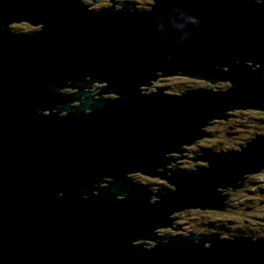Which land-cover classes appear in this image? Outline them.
<instances>
[{
    "label": "water",
    "instance_id": "obj_1",
    "mask_svg": "<svg viewBox=\"0 0 264 264\" xmlns=\"http://www.w3.org/2000/svg\"><path fill=\"white\" fill-rule=\"evenodd\" d=\"M80 1L0 0V264H264V236L153 232L182 208L224 209L221 193L264 167V135L241 151L179 150L226 111H264V0H110L98 12ZM13 21L42 29L13 34ZM204 79L230 88L141 93ZM66 84L76 96L57 93ZM181 158L209 166L165 168ZM135 172L175 189L152 192Z\"/></svg>",
    "mask_w": 264,
    "mask_h": 264
},
{
    "label": "trees",
    "instance_id": "obj_2",
    "mask_svg": "<svg viewBox=\"0 0 264 264\" xmlns=\"http://www.w3.org/2000/svg\"><path fill=\"white\" fill-rule=\"evenodd\" d=\"M134 1L140 6H135V3H134L132 4V7L131 6L130 7L136 10H140L139 9L140 7L146 8V6H148L149 4L151 5V2L147 0H138L139 2L136 0ZM80 3L83 4L85 8L90 6V1L88 0H84L83 2L80 1ZM105 5L110 6L109 4H107V2L105 3ZM24 23L27 24V27H28L27 30H29L32 26H34V28L36 29L33 32L29 31L30 33L28 34L40 31L42 29L41 24L36 25V23L31 24V22H26V21ZM8 28L12 33L15 32L14 27L10 28L8 26ZM31 30H34V29H31ZM208 84H209V80L204 79V83L200 88H195L189 84H179V85L174 86L173 88L178 87L179 91L182 93L188 90L194 91L195 89L205 91V90H208L207 89ZM228 88H230V86L223 84L218 90H225ZM160 89H156L154 92L161 91ZM70 90H77V89L70 88V84H66V88L57 87V93L59 94L68 95L66 92ZM154 92H149V93H146L145 95L154 93ZM167 95L168 97H171V98L176 97L174 94L172 95L169 92H167ZM55 109L60 110L61 107H58ZM253 110L255 109H252V111L247 110V109L230 110V111L224 112V114L229 116L228 118L226 119L215 118L214 120L208 121L207 123H209L210 125H205L203 127H200V130L206 133L207 135H209L210 137L198 138V139L193 140L188 145H180V149H179L180 154L183 157L193 158V157H198V156H202V155L210 154V153H221L223 152V150H227V151L236 150V146H239V144L243 143L244 141H248L252 135L256 133L264 132V111H259V110L253 111ZM51 111L52 110L46 112V116H49V114H51ZM196 166L207 168L209 165L207 161H202V160L193 161L190 159L181 158V159L168 162L165 165V168L176 169V167H178L183 170L191 171V170H196L197 169ZM192 168H195V169H192ZM130 175L133 178H135L137 174H130ZM257 175L258 174L246 175L244 186L235 188V190L233 191L239 194V196H237L236 199H242L241 200V205L243 206L242 210L250 211L248 215V219L246 218L242 219L243 221L242 224L240 223L241 221H238L235 218L227 217L223 219V215L228 211V208L229 207L232 208L235 206L233 205V203H230L231 200L227 198V200L225 201L226 207L223 209V211L221 210H200V209L188 208L182 211H178L177 213H174L173 215H170V214L167 215L168 218H172V219L178 218V219L171 220V227L175 228V227L183 225L179 230H177V232L174 231L175 229H172L171 227H168V226L161 227L162 228L161 231H158V229H156V231H153V230L152 231L157 236L161 235L162 237L178 235L184 238L185 236H189V233H193L190 236H195V237L197 236L195 234L212 235L216 233V234H220L218 235V240H228V239L231 240V239H234V236L251 237V240H255L256 238H263L264 236V215L256 216L255 214L252 213L260 206L262 199L264 200V183L260 185L255 184L256 183L255 176ZM140 177L142 178V176ZM139 184L144 185L147 189H150V191L152 192H157L161 188H166L169 190L175 189L173 184L169 183L168 181L162 178L155 177V176H150L149 178L147 177L144 180H140ZM100 188H104V187L100 186ZM231 191H232V187L230 186V188L227 190H224L225 193H221V195L226 194L228 197L229 194L232 193ZM254 197H257V199H255ZM83 199H87V198H83ZM227 201L229 203H227ZM190 212H193V213H190ZM187 215L194 216V217L188 218ZM254 224H256L257 229L252 227ZM189 227H191V229ZM158 232H161V233H158ZM155 241L156 243L159 241L167 242V239H163L161 241L159 239L157 240L156 238ZM155 241H152L149 239L147 241L146 240L140 241V239H137L134 242L138 244L140 242V244H143V245L145 244L144 246H147V245L154 244ZM193 242H197V239H194ZM169 243H172V241H170ZM203 247L207 248L208 245L207 246L203 245Z\"/></svg>",
    "mask_w": 264,
    "mask_h": 264
},
{
    "label": "rangeland",
    "instance_id": "obj_3",
    "mask_svg": "<svg viewBox=\"0 0 264 264\" xmlns=\"http://www.w3.org/2000/svg\"><path fill=\"white\" fill-rule=\"evenodd\" d=\"M88 1H90V7L88 6L86 8L88 9V11H91V12H97L98 10H101V9H104V8L109 7L108 5H105L106 2L109 5L111 4V2L109 0H93L94 2H96V4L95 3H92L91 0H88ZM136 1H138V0H136ZM147 1H150L151 2V5L149 4L148 6H146V8L140 7L139 8L140 10H147V9H150L151 8V6L154 3V0L153 1L152 0H147ZM116 2L122 3V4H126L129 7L130 6L132 7V4H134V3H135V6H140L134 0H116ZM8 26L10 28H13L14 27V29H15L14 31L15 32H13V34H17V35H27L28 33H30L29 31L33 32V31L36 30L34 28V26H32L29 30H27L28 29L27 24L24 23V22H11ZM31 29H34V30H31ZM157 79H161V76L160 75H157ZM203 83H204V80H192V81L154 83V84H151V89L150 88H147V87H142L141 93L146 94V93H149V92H154L156 89L168 88V89H166L167 92L171 93L172 95L174 94L175 96H180L182 94V92L179 91V88L178 87L173 88L174 86L179 85V84H189V85H191V86H193L195 88H200L203 85ZM222 85L223 84H221V83H216V84L209 83L207 89L210 90V87H213V90H218V89H220V87ZM104 86L105 85H103V86H101V85L92 86L91 87V93H94L95 92V89L101 88V87H104ZM77 92H78V89L77 90H70V91H67L66 93L68 95L76 96L75 94ZM101 98H104V96H101ZM76 106H78V104H75V107ZM246 109L252 111V109H255V108H246ZM236 110H240V109H236ZM59 111H61V109L60 110L53 109L51 111V113L56 114ZM253 111H258V110H253ZM256 135H264V132L263 133H256V134L252 135L250 139L255 138ZM230 138H232V137H230ZM246 142L247 141H244L243 143L239 144V146H236V150L237 151H241V147L245 146ZM223 152H230V151L223 150ZM178 167H176V169H181V168H178ZM192 169H195V168H192ZM130 174H140V175H142V178L140 176H137V175H136L135 178H133ZM252 174H258L257 176H255V181H256L255 184L260 185V184L264 183V167L258 173H252ZM127 177L129 179H131L133 182L139 183L140 180H144L147 177L149 178L150 175H147V174H144L143 175L142 173L137 172V173H129L127 175ZM244 181H245V179L243 180V183H244ZM103 187H107V186H103ZM233 191H232V193L229 194L228 199L231 200L230 203H233V205H235V206L232 207V208L229 207L228 208V211L226 210L227 212L223 215V219H225L227 217L235 218L238 221H241L240 223L242 224V222H243L242 219L243 218L248 219V215H249L250 211L249 210L246 211L245 209H244L245 211L242 210V208H243V206L241 205V200L242 199H236V197L239 196V194L238 193H235ZM222 193H225V192L223 191ZM254 198L257 199V197H254ZM227 203H229V202L227 201ZM185 209H188V208H182L179 211H182V210H185ZM213 210H221V211H223V209H213ZM177 212L178 211H175V212H173L170 215H173L174 213H177ZM190 213H193V212H190ZM252 213L255 214L256 216L264 215V200L263 199H262V202L260 203V206L255 211H253ZM211 214H213V213H211ZM187 217L189 218V217H194V216L187 215ZM182 226H178V227H175V228H181ZM252 227L257 229L256 224H254ZM189 228L191 229V227H189ZM157 229H159V228H157ZM161 230H162V228L159 229L158 231H161ZM174 231L177 232V230H174ZM158 233H161V232H158ZM139 244H140V242H139ZM209 244H210L209 242H204L203 243L204 246H207V245L209 246Z\"/></svg>",
    "mask_w": 264,
    "mask_h": 264
},
{
    "label": "bare ground",
    "instance_id": "obj_4",
    "mask_svg": "<svg viewBox=\"0 0 264 264\" xmlns=\"http://www.w3.org/2000/svg\"><path fill=\"white\" fill-rule=\"evenodd\" d=\"M92 1V3H95L96 4V2H94L93 0H91ZM110 1V0H109ZM111 2V1H110ZM87 4V3H86ZM90 7V6H89ZM102 10V9H101ZM13 22H25V21H13ZM31 24H35V23H31ZM37 25V24H36ZM103 85H105L104 87H101V88H97V89H95V92L94 93H96V92H100V91H104V88H107V84H102L101 86H103ZM90 96V95H89ZM101 96H104V95H100V99H104V98H101ZM176 97H179V96H176ZM176 97H173V98H176ZM169 98H171V97H168V99ZM173 98H171V99H173ZM109 102H115V95L109 100ZM81 104H78V106H76L75 107V105H74V107L75 108H78L79 106H80ZM69 114H70V112H68V113H66L65 115H63V119H67L68 118V116H69ZM237 117V116H236ZM47 119V118H46ZM244 119V118H243ZM220 121V120H219ZM249 123V122H248ZM248 125V124H247ZM223 126V125H222ZM249 129V128H248ZM135 173H137V172H135ZM144 175V174H143ZM150 190V189H149ZM232 192V191H231ZM191 209H200L199 207H194V208H191ZM201 210H213V209H211V208H204V209H201ZM183 213H185V212H183ZM180 215H181V213H180ZM181 218V217H180ZM189 223V222H188ZM192 223V222H191ZM173 226H174V224H173ZM159 228H161V227H159ZM159 230V229H158ZM164 230V229H163ZM166 230V229H165ZM175 230H178V229H175ZM156 231V230H155ZM222 237V236H221ZM257 239V238H256ZM147 241V240H146ZM160 242V241H159ZM210 245V244H209Z\"/></svg>",
    "mask_w": 264,
    "mask_h": 264
},
{
    "label": "flooded vegetation",
    "instance_id": "obj_5",
    "mask_svg": "<svg viewBox=\"0 0 264 264\" xmlns=\"http://www.w3.org/2000/svg\"><path fill=\"white\" fill-rule=\"evenodd\" d=\"M137 175L142 176V175H140V174H137Z\"/></svg>",
    "mask_w": 264,
    "mask_h": 264
}]
</instances>
